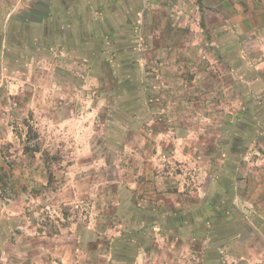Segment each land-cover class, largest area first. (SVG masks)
Masks as SVG:
<instances>
[{"label": "rangeland", "instance_id": "374dc122", "mask_svg": "<svg viewBox=\"0 0 264 264\" xmlns=\"http://www.w3.org/2000/svg\"><path fill=\"white\" fill-rule=\"evenodd\" d=\"M9 3L2 4L5 11ZM15 3L17 18L56 13L58 4ZM61 4L64 13L76 12L71 0ZM112 7L122 10L112 0H82L84 33L96 32ZM64 16L63 23L71 21ZM3 23L2 17L0 31ZM217 23L197 14L178 26L173 39L181 51L154 57L143 85L151 92L147 126L131 146L118 150L112 149V68L105 62L112 54L106 38L102 54L81 52L87 62L61 46L46 47L43 35L37 46L25 35L15 36L14 42H22L19 51L3 45L0 165L9 171L5 195L11 198L0 197V264H232L222 259L224 244L215 242L235 240L238 232L260 235L253 227L252 201L264 182V97L251 88L256 72L241 64L239 74L234 67L237 50H232L242 48L244 60V48L251 49L255 37L229 28L223 35ZM66 26L51 28L49 41L59 40L56 34ZM134 40L129 43H138ZM222 41L234 46L231 52H222ZM101 73L108 83H98ZM24 121L37 133V152L23 151L34 144L26 139ZM148 176L156 179L150 187ZM236 184L244 196L232 211L226 191H237ZM201 187L216 207H200L198 215L188 209L206 197L195 198ZM179 200L186 207L173 211ZM158 203L179 224L160 226L159 210L153 209ZM175 236L189 246L177 247ZM147 247L170 257L157 262ZM253 264H264V258Z\"/></svg>", "mask_w": 264, "mask_h": 264}, {"label": "crops", "instance_id": "0c3cea01", "mask_svg": "<svg viewBox=\"0 0 264 264\" xmlns=\"http://www.w3.org/2000/svg\"><path fill=\"white\" fill-rule=\"evenodd\" d=\"M4 1H7V3L10 1L7 11L2 7ZM54 1L59 4L56 7L54 6L56 13L49 11L47 13H25L22 18H17L15 0H0V19L4 18L3 29L0 31V51L4 52L3 45L5 43L7 46L8 43L14 45V51H19L22 42L17 43L16 40L21 35L26 36L28 44L37 46L38 38L43 35L46 47L61 46L63 50L71 52L74 56L77 55L81 61L87 62L85 61L86 57H83L81 52L89 51L97 53V55L102 54L105 51L102 42L106 38L109 41L107 43L109 45L108 54H112L111 58L105 56L106 66L112 68L110 73L112 76V149L118 150L122 147L131 146L137 137H141V132L145 130L146 127L144 126H147L146 124L150 118L151 105L148 104V100L151 92L145 91L143 87L145 80L149 78V68L153 66L151 63L158 54L162 57L164 55L171 57L172 55L177 56L176 53L181 51V45H178V40H174L173 37L180 31L178 26H182L188 17H195L197 14L201 15L204 20L213 17L220 22L215 25H218L216 29L220 28L219 31L224 33L223 35L230 34V32L224 31L229 28L234 30L240 37L247 35L255 37L252 48H247V50L246 47L244 48L247 52H244L246 57L244 60L242 59V48L241 50L232 49L234 46L230 45L229 41L227 43L224 42L225 40L222 41L221 49L224 54L231 52L230 48L237 50L234 53L237 56L236 66L234 67L239 70V74L241 64L245 68L254 70L256 74L255 78L251 80V88L254 93L264 97V0H199L200 2L198 0H112V5L114 3L120 5L121 12L118 9V12L113 11L112 7V13H107V16L103 19L96 21L98 23V27H94L96 32L89 34L84 33L83 21L85 18L78 10L79 3L82 0H71L76 6V12L73 14L64 13L65 11L62 10L63 4H61L63 0ZM138 7L140 9H137ZM57 9H60V11H57ZM64 14L70 16V22L63 23V18L66 17ZM66 19L68 18L66 17ZM131 24L133 25L131 26ZM60 25H67L64 29L61 27L62 31L56 34V36H60V39H54L50 42L48 39L51 36L50 29L58 28ZM15 36L16 40L14 42ZM10 38H12L11 41ZM131 39L133 41L137 39L138 43L131 45L129 43ZM86 44L89 47L87 49L84 48ZM15 55L17 56V53ZM233 56L232 58H234ZM93 57H95L93 58L95 61L98 56ZM103 58V56L100 57L102 61ZM93 59L88 60L93 62ZM102 75L103 73L95 76L98 83H108L102 81ZM240 77L242 80L244 79L243 76ZM145 147H149V145L146 143ZM199 178H202V174ZM147 179L151 180L148 187L156 183L155 177L148 176ZM147 179L145 180L148 181ZM261 184L263 187L260 185V188L262 189H254L255 192L256 190L259 191L254 194L252 201L257 209L253 221L254 226H252L255 230H258L256 232L260 235L256 237L245 236L240 235L238 232L234 236L235 240L230 241L226 238L223 241V238H221L220 242H215L217 247H222L224 244L223 249L225 251H223L222 259L230 263L233 262L232 264H253L255 261H261L262 257L264 258V252L262 251L264 249V182H261ZM202 187L194 191L193 194L196 199L206 197L203 201L200 200L201 203L199 202L198 206L193 207V204L188 209L194 213L198 212V215L202 213L200 207L212 209V211L216 207L211 198L207 199V188ZM242 190L243 188L241 190L237 188V191L234 189L226 191L228 193L226 202L232 201V211L237 206V200L244 196ZM223 196H225L224 193ZM165 207L167 205L164 206L162 203H158L153 208L159 210L158 216L161 215L159 218L161 222L158 224L163 227L173 226L176 221L179 224V217L172 218V214L162 212L168 210ZM171 207L174 211L186 206L180 203L179 200L174 201V205ZM196 220H199V218H196ZM204 220L208 221L207 219ZM194 223L195 219L190 221V224ZM173 239H175L177 247L189 246L188 241L180 242L177 236ZM248 243L251 245H247ZM209 245L212 246V243L209 242ZM155 252L154 254L153 247L146 248V253L153 254L157 262L165 261L170 257L168 253L162 250H156ZM141 253L145 254L143 250L139 254L142 256ZM205 258L206 254L204 255ZM178 259L181 260L180 257Z\"/></svg>", "mask_w": 264, "mask_h": 264}, {"label": "trees", "instance_id": "16d2710c", "mask_svg": "<svg viewBox=\"0 0 264 264\" xmlns=\"http://www.w3.org/2000/svg\"><path fill=\"white\" fill-rule=\"evenodd\" d=\"M24 125L27 128L26 129L27 141L32 139V140H34V144L32 145V147H30V145L25 144L23 147V151L25 153H28L30 151H32L33 153L39 151V145L36 142V140L38 139V136H37L36 131L34 130V127L30 123H28L27 121H24ZM32 148H34V149H32ZM44 155H46V153H44ZM6 164L8 165L9 168H11L8 163H6ZM8 172L9 171L6 170L4 168V166L0 165V197L1 198H11V197L5 195V191L10 190V187L7 184ZM49 177L51 180V175H49Z\"/></svg>", "mask_w": 264, "mask_h": 264}]
</instances>
